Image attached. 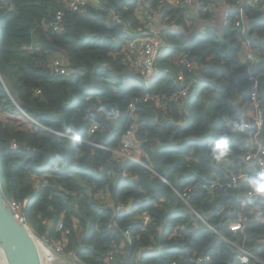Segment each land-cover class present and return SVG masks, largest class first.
Segmentation results:
<instances>
[{"label": "trees", "instance_id": "trees-1", "mask_svg": "<svg viewBox=\"0 0 264 264\" xmlns=\"http://www.w3.org/2000/svg\"><path fill=\"white\" fill-rule=\"evenodd\" d=\"M139 1L100 0L101 8L74 12L66 0H0L5 197L21 206L39 238L83 264H264V197L249 199L246 186L260 167L245 159L258 148L255 130L234 134L228 160L207 154L215 130L242 118L250 100L248 39L264 86V0L240 6L248 23L235 5L220 28L209 13L213 0H194L193 14L184 4L159 9L161 0H145L148 13L163 16L168 44L148 88L122 51L125 29L145 25L135 12ZM60 10L66 16L58 32L48 24ZM191 16L205 25H187ZM175 17L179 26L171 28ZM55 52L70 63V74L51 73ZM186 52L195 72L182 62ZM186 87L188 98H178ZM260 99L264 110L263 93ZM101 106L118 110V120ZM65 125L81 135L79 144L62 135ZM132 129L145 164L121 161L115 152ZM240 248L254 255L248 263Z\"/></svg>", "mask_w": 264, "mask_h": 264}, {"label": "built area", "instance_id": "built-area-1", "mask_svg": "<svg viewBox=\"0 0 264 264\" xmlns=\"http://www.w3.org/2000/svg\"><path fill=\"white\" fill-rule=\"evenodd\" d=\"M67 6L71 11L74 12H84L90 6H96L98 8L102 7L100 4V0H66ZM215 4L209 9V13L213 14L216 17L218 7H224V19L225 21L229 18L230 10L237 5L238 7L235 9L238 12L246 23L247 18H245L244 11L240 6H242L246 0H237L234 5H230L227 0H213ZM251 4H259L261 0H247ZM161 5L158 6L159 9L162 8L163 3L173 4L175 7L181 6L184 4L189 7L190 13L193 14L194 12L191 11L192 7L194 6V0H161ZM150 7L145 0H140L135 8L136 14L142 20L145 19V25L139 26L137 29L130 30L126 28L125 30L128 31L130 36L124 43L123 47V54L127 57L130 61V67L135 71L136 74L140 75L141 78L146 83V88H148L149 80L154 77L157 72V62L161 55V52L165 47L168 46L166 39L161 35V30L157 27V20L156 15L159 13H155L154 15L147 12V9ZM114 19L117 23H123L121 20V16L116 14L114 11ZM65 13L64 11H58L54 17V19L48 24V27L54 31L61 32L64 28V21H65ZM194 18H198V16H191L187 19V25L194 26L195 21ZM214 19V18H213ZM224 21V22H225ZM224 24V23H223ZM240 22H237L239 25ZM178 17H175L170 20V27L171 28H178ZM191 28V27H190ZM243 34L245 35L246 32L243 30ZM190 52L181 53L183 56L182 62L186 64V68L188 71H193L196 64L193 62L188 61L187 56ZM259 54L253 48H251V41L248 39L244 43V56L245 62L248 66L249 74L251 75L250 80L252 81V89L250 92V100L247 103L248 107L244 114V121L248 128L255 130L256 135L254 134V138L257 140L258 148L256 151H248L245 154V159L248 163H252L254 161H258L260 168H264V110L262 108V102L260 99V95L264 94V86H262V76L263 73L256 72V63ZM50 62V70L53 75H68L71 73V69L69 67L68 61L64 58L63 55L58 53H51L49 56ZM196 71V68L194 72ZM181 79L182 76L180 77ZM188 88H184L179 92L178 98L186 99L189 96ZM150 92L145 95V98L149 97ZM133 108V105H130V109ZM242 114V116H243ZM135 116V115H134ZM97 125H94L91 129V133H94L97 130ZM135 131L132 129L126 133L123 137V145L120 147L119 150H114L120 156L121 161H132L138 164H145L142 160V151L138 147V143L135 140ZM108 150L112 148L102 146ZM113 150V149H112ZM255 163V162H254ZM247 197L249 199H254L250 196L249 192L247 193ZM15 212L19 215V217L26 221L25 217L22 215V211L20 212L21 206L17 205L16 203L10 202ZM28 205V200L22 205L25 208ZM121 208H124L122 206ZM19 211V213H18ZM143 215H146L145 213ZM27 222V221H26ZM62 226L60 225V228ZM237 227V228H236ZM236 229L240 228V223L236 225ZM235 229V230H236ZM56 253L59 254L63 251V246L61 244L56 243ZM73 256H76V253H73ZM254 257L250 252H248L244 248H240V256L239 259L242 263H248L250 258Z\"/></svg>", "mask_w": 264, "mask_h": 264}, {"label": "water", "instance_id": "water-1", "mask_svg": "<svg viewBox=\"0 0 264 264\" xmlns=\"http://www.w3.org/2000/svg\"><path fill=\"white\" fill-rule=\"evenodd\" d=\"M41 244L45 245L6 199L0 180V248L6 258L5 264H45ZM59 255L72 264H83L76 258L77 254L75 257L63 256L62 252ZM0 264H3L1 260Z\"/></svg>", "mask_w": 264, "mask_h": 264}, {"label": "clouds", "instance_id": "clouds-1", "mask_svg": "<svg viewBox=\"0 0 264 264\" xmlns=\"http://www.w3.org/2000/svg\"><path fill=\"white\" fill-rule=\"evenodd\" d=\"M98 111L105 112L107 117L113 121L118 120L120 113L118 110H108L101 106ZM247 124L242 118L231 119L229 128L215 130L208 141L207 154L209 158L216 162L228 160L233 153L232 142L236 132H244ZM62 135L72 142L79 144L82 141L81 135L70 126L65 125ZM246 186L250 196L253 198L264 197V168H258L254 174L248 175Z\"/></svg>", "mask_w": 264, "mask_h": 264}, {"label": "rangeland", "instance_id": "rangeland-1", "mask_svg": "<svg viewBox=\"0 0 264 264\" xmlns=\"http://www.w3.org/2000/svg\"><path fill=\"white\" fill-rule=\"evenodd\" d=\"M198 17L199 18H194V21H199V20L201 21V17L200 16H198ZM14 100H15V102H16L17 105L20 104V102H19L18 99L14 98ZM242 119L243 120L245 119L244 114L242 116ZM254 134L256 135V132H254ZM20 212H21V209H20ZM18 213H19V211H18ZM231 224H232L231 225L232 229L235 230L237 228L236 225H238L239 223H231ZM40 240H42L45 243V245L48 247V249H49V250L44 249V256L46 258V264H71V263H69V261H67L66 259H64L61 255H59V254L56 253V247H52L51 246L53 244L47 242L45 239H42V238H40ZM52 254L54 255L55 258L53 257ZM63 256H65V255H63Z\"/></svg>", "mask_w": 264, "mask_h": 264}, {"label": "crops", "instance_id": "crops-1", "mask_svg": "<svg viewBox=\"0 0 264 264\" xmlns=\"http://www.w3.org/2000/svg\"><path fill=\"white\" fill-rule=\"evenodd\" d=\"M156 20H157V27L160 29V30H163L164 29V23H163V16L162 15H160V14H157L156 15ZM224 21H225V19H224V7H218V9H217V13H216V17H214V19H213V26L214 27H217V28H220L222 25H223V23H224ZM205 22H203V21H201V22H198L197 23V28L199 29L200 27H202L203 25H205L204 24ZM197 29V30H198ZM248 107V104L246 103L243 107H242V110H241V115L243 114V113H245V112H247L246 111V108ZM44 249H47L48 250V248H47V246L46 245H44V244H41V251H42V254L44 255ZM53 255V254H52ZM53 257H54V255H53ZM75 257V256H74ZM44 258H45V256H44ZM55 258V257H54ZM45 260H46V258H45ZM54 260V259H53ZM67 260V259H66ZM68 261V260H67ZM49 263V262H48ZM69 263H71L70 261H69ZM72 264V263H71Z\"/></svg>", "mask_w": 264, "mask_h": 264}, {"label": "bare ground", "instance_id": "bare-ground-1", "mask_svg": "<svg viewBox=\"0 0 264 264\" xmlns=\"http://www.w3.org/2000/svg\"><path fill=\"white\" fill-rule=\"evenodd\" d=\"M41 252H42V251H41ZM42 257H43V259H44V261H45V264H46V260H45L43 254H42ZM0 260H1V262H2L3 264L6 263V258H5L4 252H3V250H2L1 248H0Z\"/></svg>", "mask_w": 264, "mask_h": 264}]
</instances>
